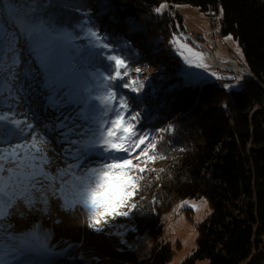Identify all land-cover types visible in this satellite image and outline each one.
<instances>
[{
    "label": "trees",
    "instance_id": "16d2710c",
    "mask_svg": "<svg viewBox=\"0 0 264 264\" xmlns=\"http://www.w3.org/2000/svg\"><path fill=\"white\" fill-rule=\"evenodd\" d=\"M98 1L102 10L96 8L97 14L88 11L90 0H58L70 8L55 12L70 20L84 13L96 25L98 17L110 21L111 27L97 29L127 59L130 76L143 82L151 72L160 78L157 88L140 90L129 104L131 112L141 113L139 130L145 128L158 141L163 137L158 154L166 159L147 165L150 171L134 199L139 207L131 232L151 235L150 257L140 258L117 235L90 229L95 253L110 264H172L180 248L164 241L163 217L182 200L203 199L209 213L197 227L196 251L182 264H264V0ZM162 3L191 5L220 18L223 35L240 45L251 74L241 90L184 83L182 60L171 43L179 35L181 18L167 7L157 14ZM107 10L121 20H112ZM126 20L140 29L130 34ZM136 67L143 69L139 77ZM169 125L173 131H158ZM50 264L93 263L68 259Z\"/></svg>",
    "mask_w": 264,
    "mask_h": 264
},
{
    "label": "snow or ice",
    "instance_id": "6c2138e0",
    "mask_svg": "<svg viewBox=\"0 0 264 264\" xmlns=\"http://www.w3.org/2000/svg\"><path fill=\"white\" fill-rule=\"evenodd\" d=\"M166 7L162 3L155 12L160 14ZM69 8L58 0H0V104L4 100L19 104V93L38 81L39 99L56 114L53 131L64 145L63 157L66 163L72 161L55 174L48 171L51 158L47 155V127L44 133L35 134L36 126L27 119V113L20 119L14 109L0 111V264H9L5 255L20 264L23 257L36 250H47L39 234L19 237L12 230L11 217L19 203L31 209L37 203L46 205L51 195L61 200L64 210L82 207L87 213V227L102 232L139 207L133 201L144 174L150 171L147 165L166 159L158 154L163 137L158 141L156 136L138 131L141 113L131 112L127 97L117 91L123 87L139 92L143 82L125 79L132 71L127 59L112 54L115 49L88 21L79 27L90 48L95 49L94 55L101 58L104 72L99 74L96 87L84 96L89 101L87 107L76 99L72 86L76 73L69 72L71 65L64 62L65 45L42 23L55 10ZM84 15L81 13L80 19ZM171 43L185 63L206 68L202 53L177 37ZM105 50L109 54L105 55ZM33 55L39 57L43 80L28 66ZM134 71L139 77L143 69L136 67ZM65 109L71 111L66 113ZM158 131L173 128L169 125L167 130ZM15 140L22 142L13 143Z\"/></svg>",
    "mask_w": 264,
    "mask_h": 264
},
{
    "label": "rangeland",
    "instance_id": "374dc122",
    "mask_svg": "<svg viewBox=\"0 0 264 264\" xmlns=\"http://www.w3.org/2000/svg\"><path fill=\"white\" fill-rule=\"evenodd\" d=\"M99 5L100 2L98 0H90L88 2V11L91 14H97V9L99 12L102 10ZM166 5L169 8V5ZM165 9L162 12H165ZM105 14L109 15L112 20H117L118 22L121 20L117 17L118 14L111 10L105 11ZM171 14H178L181 18L177 38H179L180 42L187 43L193 47L194 51L202 53L203 63L206 65V68H197L194 65L185 63L183 57L174 46L175 53L182 60L183 68L180 76L184 79V83L208 82L217 83L223 87L225 84H229L234 85V87L226 88L227 90H241L243 82L249 79L251 74L245 65L244 54L240 45L232 36L223 35L220 18L215 24L214 21L209 19L211 16L205 15L201 9L191 5H177L175 12ZM80 17L73 15V20H70L65 13L57 14L54 11V13L45 17L42 23L49 28V31L52 32V35L58 41L65 45L64 62L71 65L68 69L69 72L76 73L73 77L72 85L74 94L76 99L87 107L89 101H85L84 96L87 95L89 90L96 87L99 82V74L104 72V68L101 58L94 55L95 49L90 48L79 25L88 21L97 29L102 27V24L111 27V23L110 21L107 22L106 19H102V21L101 17H98L100 23L96 25L94 19H86L85 16L80 19ZM139 29V25L126 20V31L130 30V34ZM103 37L110 45L109 37ZM112 47L115 49V53L112 54H117L116 50L118 48ZM124 51L126 50L124 49ZM107 54L109 53L105 50V55ZM27 55L28 53L25 52V56ZM28 66L31 67L33 72H38L40 80L44 79L43 69L39 64V57L33 55L29 59ZM212 73L216 75L213 76ZM217 77L221 78L217 79ZM125 79L134 80L133 76L130 75L125 77ZM139 82L141 81L137 80V83ZM37 83L38 81H32L30 85L24 87L23 92L19 93V104L15 101L4 100L0 104V111H9L10 108L14 109L17 118L20 119H23L24 114L27 113V119L36 126L35 134L44 133L45 127H47V139L50 141L47 155L51 158V163L47 166V170L55 174L58 168H65L67 163H72V161L69 160L66 163L63 157L61 150L64 145L58 142L59 134L53 131V122L56 114L47 109L43 100L39 99L41 93L37 91ZM116 83L119 84L121 82L117 81ZM143 84L144 87L141 91L145 93L146 90L157 88L161 84V80L154 73L149 72ZM135 86L133 85V87ZM117 91L120 95L127 97L129 102L132 100L131 97L137 93L133 92L131 88L125 89L123 87H119ZM70 111L71 109H65L66 113ZM138 131L145 132V128L142 130L138 129ZM20 142L22 141H13V143ZM94 159L96 158L90 157V160ZM88 163L89 160L84 161L85 165ZM61 203V200L49 195L46 205L37 203L34 208L29 209L21 202L14 210L10 221L12 230L19 237L39 234L40 239L47 245L46 251L38 249L33 254L23 257L20 264H34V260H31V258L49 262L46 264H50L54 260L68 259L92 261L93 264H110L103 256L95 253L88 233L90 229L86 224V211L80 206L70 211L64 210L61 207ZM191 205L196 207L193 208ZM208 213L209 206L203 199H186L176 204L172 211L163 217L164 241L180 248L176 251V257L172 264H182L186 258L194 254L197 248V227L204 221ZM132 215L133 213L127 218H117L116 221L112 222L115 226L106 227L102 232L117 235L140 258H149L152 253L153 239L149 233L132 234L131 230L134 231L135 229L132 224ZM4 258L9 261V264H15L11 256L5 255Z\"/></svg>",
    "mask_w": 264,
    "mask_h": 264
},
{
    "label": "built area",
    "instance_id": "2783aa9c",
    "mask_svg": "<svg viewBox=\"0 0 264 264\" xmlns=\"http://www.w3.org/2000/svg\"><path fill=\"white\" fill-rule=\"evenodd\" d=\"M175 9L176 8H174V7H172V9L171 10H168L169 12H170V14L171 13H174L175 12ZM173 15V14H172ZM211 17H209V19H211L212 21H214V23L215 24H217V22L216 21H218V19L215 17V16H212V15H210ZM194 40V39H193Z\"/></svg>",
    "mask_w": 264,
    "mask_h": 264
},
{
    "label": "bare ground",
    "instance_id": "6f19581e",
    "mask_svg": "<svg viewBox=\"0 0 264 264\" xmlns=\"http://www.w3.org/2000/svg\"><path fill=\"white\" fill-rule=\"evenodd\" d=\"M172 7H174L173 5H169V8H168V10H171L172 9ZM175 8V7H174Z\"/></svg>",
    "mask_w": 264,
    "mask_h": 264
}]
</instances>
